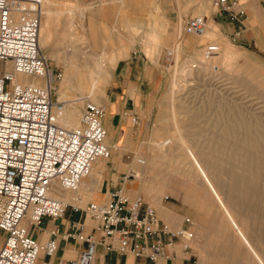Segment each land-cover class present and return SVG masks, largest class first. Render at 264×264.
<instances>
[{
	"label": "built area",
	"instance_id": "obj_1",
	"mask_svg": "<svg viewBox=\"0 0 264 264\" xmlns=\"http://www.w3.org/2000/svg\"><path fill=\"white\" fill-rule=\"evenodd\" d=\"M212 3L216 12L225 13L232 22L244 16L237 0ZM40 5L39 0H0V231L4 234L0 264H37L41 251L52 255L56 238L41 244L21 222L26 218L38 226L43 217H61L68 206L82 212L84 218L90 215L94 222L90 233L84 232V220L77 224L73 237L85 242L86 247L72 264H94L99 244L151 260L165 251L175 255L178 245L189 250L188 242L194 238L192 220L186 217L184 226L170 228L142 196L130 197L123 183L104 204H63L49 195L56 186L77 193L93 161L110 153L105 144L103 106L86 100L78 126L67 128L59 122L64 102L53 98L59 75L39 46ZM207 29L203 15L184 22L186 34L197 36ZM219 50L211 41L202 52L208 59ZM171 56V50H166L167 61ZM18 75L31 81H19ZM191 261L197 264L194 256Z\"/></svg>",
	"mask_w": 264,
	"mask_h": 264
},
{
	"label": "rangeland",
	"instance_id": "obj_2",
	"mask_svg": "<svg viewBox=\"0 0 264 264\" xmlns=\"http://www.w3.org/2000/svg\"><path fill=\"white\" fill-rule=\"evenodd\" d=\"M39 1L41 3V9L47 8L51 11H55L59 8L64 10H67V8L75 9L73 5H79V9L76 10L73 15H69L68 13L63 15L60 26L53 33L52 46L56 50L64 52V54H66L69 48L74 49L75 46L81 54L93 53L97 57L102 58L104 64L109 66L112 79L118 71L114 68L115 58L112 50L115 44H118V41H120V39L114 36V33L117 34L121 32L123 34V31L118 28L119 25L116 23L115 19V9H117L118 6L117 3L114 6L111 5L107 7L103 16L95 14L92 18L88 15L84 18L87 8L90 7L92 9V7L82 6L80 0ZM89 1H95L96 3L103 2V0ZM151 1L152 0H146L148 10L153 8L154 4ZM28 4L32 5L31 3ZM124 10L125 15H127L126 11L128 7L125 6ZM92 21L95 25L101 24V27L99 25L100 29L94 33L91 28ZM68 22L74 34H82L83 38L77 37L76 45L70 43L71 35L69 33L71 32L68 31ZM84 25L88 26L87 31ZM180 26L182 33L180 40H182L184 21L181 22ZM102 27L105 31H103ZM197 37L202 43H198L193 52L185 51L181 45L178 48L166 45L165 53L166 50L172 49L174 54H172L170 61H167L165 58L164 61L160 62L163 81L155 96L153 111L150 115V121L146 126L145 132H137L136 138L132 141L131 149L122 146L121 150H113V157H111L110 160H103L107 164L112 163V160L120 164L118 166L119 168L117 167L119 171L116 168V170H114L115 174L119 176V181L116 180L115 183L119 182L117 183L118 186L122 185L123 178L127 175L124 180H126V178L129 180L128 185L129 183L134 184L132 190L136 197L141 195L145 201L147 200L145 193L140 190L141 181L143 183L147 182L152 184L159 191L163 190L165 195L161 199L159 205L163 206V201L171 203L176 208L180 209L183 214L181 216L175 214V217H177L179 223L182 222L184 218L189 217L192 222H194L192 225L194 231L195 227L203 222L208 225H215L216 233H218V230H220V219H222L224 211L228 209L234 211V215L239 219L242 216H248L250 220V223L246 221L248 224H251L256 214H259L261 223H258V225L263 235L264 148H261L262 146L264 147V131L261 134L260 140L257 142L259 147L253 145L251 146L253 148L250 149V152L246 153V157L248 158L246 162L245 151L242 149L241 144L237 142V133L235 134L234 131H232L233 127L229 124L226 125V123H228L227 121L230 116L231 120H233L232 117L235 112H243L242 115L244 117L246 116V121L251 122L255 127L262 126V128H264V55L257 53L252 47L242 46L229 39L204 40L198 35ZM98 38L102 41L100 45L98 43V41L100 42ZM122 40L123 42L125 41L124 38H122ZM106 41L107 43H105V46L109 50V53H107L108 58L104 57L103 52H101L104 48V42ZM211 41L220 44L223 50L217 63L203 62V46ZM227 49L229 51V59L224 61ZM42 51L48 59V63L54 70V73L59 75L54 81L55 90L53 98L56 99L57 94H59L63 88L62 82L64 79L63 76H65L63 74L65 69L53 58H48V50L42 49ZM66 56L67 55H65V57ZM127 56L125 58H127ZM190 59H196V61L193 62L192 60L190 61ZM194 65H197V67H193ZM214 65H216V68ZM200 66H203L204 69L200 70ZM183 72L184 74L182 77L178 76ZM29 81H31V79H29ZM35 82H40V80L35 79ZM109 83L102 88L101 93L95 92L96 95L99 97L104 96L103 94ZM96 86L100 87V80L95 83V87ZM88 94L89 93H86L85 96ZM74 97L81 98V95L76 93ZM102 99L103 98H101V100ZM86 100L92 101L87 98L84 99L83 102L80 101L81 103L76 102L78 111L75 113L76 122L73 123V127L77 125L78 117L80 112L82 113L81 110ZM223 115L226 116V118L223 117ZM194 116L195 118L192 119ZM218 116L220 121L217 120ZM225 119L227 120L225 121ZM218 121L220 123L222 121L224 125L218 123ZM177 122H182L184 126H177ZM136 126L135 124V127ZM68 128H72V126H68ZM223 130H225L228 139L225 138V134L223 135ZM228 130H230V132H228ZM176 136H180V140H178ZM229 138L232 140H229ZM228 140L229 143L227 142ZM157 143H159L162 148L158 151L159 158L155 165L154 172L150 169L145 178L131 175L129 168L134 159H136V157L144 159L149 149L154 147ZM166 153L169 154L168 157H166ZM116 177H114V180ZM213 177L217 180H224L229 184H236V181H238V185L236 184L237 189L234 193L235 198L248 200L253 204L242 211L240 207H230L227 202L228 197L226 194L224 195V193L220 191H213L208 187V180ZM241 184L243 187L240 186ZM128 187L129 186H127V188ZM59 190L61 192L57 194L59 197L68 195V191L64 189ZM257 200H260V203L255 205L254 202ZM146 202L149 201L147 200ZM3 239L4 234L0 233V243H2ZM223 241V237L216 235V241L214 246L209 248V254H216V256L221 258L220 262H227L226 264H249L247 263L251 260L249 255H246L247 258H244L245 260L241 258V261L232 260L231 258H229V260L222 250L221 244ZM189 243L193 248L194 258H196L198 264H213L211 262L203 263L200 251L197 246L193 245V240Z\"/></svg>",
	"mask_w": 264,
	"mask_h": 264
},
{
	"label": "crops",
	"instance_id": "obj_3",
	"mask_svg": "<svg viewBox=\"0 0 264 264\" xmlns=\"http://www.w3.org/2000/svg\"><path fill=\"white\" fill-rule=\"evenodd\" d=\"M237 1L244 9V16L241 20L232 22L225 13H218L214 10L212 0H152L154 5L149 10L146 0H103L100 3L80 0L82 6L92 7V9L87 8L84 18L87 15L92 18L95 14L103 16L107 7L114 6L116 3L118 5L115 9V19L123 34L114 33L120 41L112 50L115 58L114 68L118 71L111 79L109 88L105 89V95L101 100V105L105 107L103 124L109 131L107 143L112 148V153L113 150H121L122 146L131 149L137 132H145L153 111L155 96L163 81L160 62L165 59L166 45L174 48L181 45L185 51L193 52L197 44L202 43L197 36L185 32L180 40L182 34L180 24L187 18L194 15H203L207 18L208 24L210 23L207 34L198 35L204 40L229 39L242 46L252 47L257 53L264 55V0ZM73 6H75V11L79 9V5ZM125 6L128 7L127 15H125ZM68 10L69 8L65 13H68ZM67 25L68 31L71 32L70 23L68 22ZM99 25L101 27V24L95 25L92 21L93 33L100 29ZM84 26L87 31L88 26ZM122 38L125 39L124 42ZM98 43L100 45L102 41ZM105 43L107 41L104 45ZM112 161L110 164H104L103 159L98 160L94 169L100 173L84 182L77 193L68 191V195L64 196L66 203L85 205L88 202H102L103 204L107 202L110 193L119 183H115L116 180L119 181V176L114 170L119 171L120 164L115 163V160ZM134 164L135 160L131 167ZM114 177H116L115 180ZM128 182L127 178L123 182L126 193L129 196L134 195L131 197H136L132 190L134 184L129 183L128 185ZM142 186L141 181L140 190L145 193L147 200L155 207L157 213L159 212L162 223L172 229L185 225L183 220L179 223L175 217V214L178 216L183 214L180 209L163 201V206L157 205L156 207ZM83 220L84 232H92L94 226L92 217L84 218L82 212H74L70 206L65 209L61 217L55 219L43 217L38 226H32L25 218L23 225L29 228L31 235L39 243L44 244L50 238H56L55 252L47 255L41 251L37 264H72L86 247L85 242L73 237L77 224ZM0 233L2 234L1 231ZM163 239L166 240V237L163 236ZM188 246L190 248L186 251L178 245L175 255L165 251L156 259L151 260L136 256L132 252L119 253L99 244L96 247L94 264H192L193 248L190 243Z\"/></svg>",
	"mask_w": 264,
	"mask_h": 264
},
{
	"label": "bare ground",
	"instance_id": "obj_4",
	"mask_svg": "<svg viewBox=\"0 0 264 264\" xmlns=\"http://www.w3.org/2000/svg\"><path fill=\"white\" fill-rule=\"evenodd\" d=\"M65 12H66V10L61 9V8L56 9L55 11H51L47 8L41 9V22H40L38 41H39V46L41 49L48 50L47 56L53 58L56 62L60 63L65 69V72L63 73L65 76H63L64 79L62 82L63 88H62V91L59 94H57L56 100L64 102V109H63V112L61 113V115L59 117V122L61 125L68 128V126L73 127V123L76 122L75 113L78 111L76 102L81 103L80 101L83 102L84 99L88 98V99H91L94 103L96 102L95 104L101 105L100 100L104 96L99 97L98 95H96V93L97 92L101 93L102 88L107 83L110 82L111 73L109 71V66L104 64L102 58L97 57L93 53H90V54L82 53L81 54V52L78 51V49H76V46H75L74 49L69 48L67 50L66 54H64V52H61L60 50H56L52 46L53 33L60 26L61 20H63L62 18H63V15L65 14ZM74 12H75V9L69 8V10H68L69 15H73ZM208 27L210 28V23L208 24ZM208 29L200 35H206ZM72 31H73V29L71 30V33H69L71 35L70 43L73 45H76L77 37H80V38H83V37H82V34H80V33L74 34ZM59 43L61 44L60 41H59ZM105 45H104L102 52H103V56L108 58L107 53H109V50L106 48ZM218 45H219L220 50H219V53L216 55L217 58H216V56H213L211 58L206 59V58H204V55H202V58L204 60L203 62L217 63V61L221 57V54L223 51L220 44H218ZM171 52H172V54H174V51L172 49H171ZM65 55H67V56L65 57ZM228 59H229V51L226 50L224 61H227ZM64 60H66V61H64ZM191 60L192 59H190V61ZM192 61L194 62V61H196V59H193ZM193 67H197V65H194ZM214 67L216 68V65H214ZM200 68H201L200 70L204 69L203 66H200ZM187 69L189 70L188 67H187ZM48 74L51 75V71H49ZM183 74H184V72L180 73L178 76L182 77ZM17 79L19 81H22V82H27V81L29 82L30 78H28L25 75H18ZM98 80H100V87H97V86L95 87V83ZM33 81L35 82V79ZM76 93H79L81 95V98L80 97H78V98L74 97V95H76ZM86 93H89V94L87 96H85ZM103 95H105V93ZM235 110H236V108H235ZM104 111H105V107H104ZM233 112H232V114H233ZM242 113L235 112L233 114V117H232L233 120H231V118H230L231 116L230 117L228 116L230 119L228 118V121H227L228 123H226V125L229 124L230 126H232L233 127L232 131H234L235 134L237 133V135H238L237 142H238V144H241L242 149H244V151H245L244 153H245V157H246L247 156L246 153L250 152V149L253 148L251 146L257 145V142L260 140L261 134L263 133L264 128H262V126L261 127H259V126L255 127L251 122L246 121L245 120L246 116L244 117L242 115ZM224 115H223V117L226 118V116H224ZM80 116H81V112H80L79 117ZM195 116L192 117V119L195 118ZM79 117H78V121H77L76 126L79 125V120H80ZM253 118H255V117H253ZM217 120H219V116H218ZM226 120L227 119H225V121ZM193 121H191V122H193ZM219 121H218V123H220ZM221 123L223 124L222 121H221ZM176 125L180 126L183 124H182V122L181 123L177 122ZM217 126H219V125H217ZM220 127H221V125H220ZM229 127H227V128H229ZM219 130H220V128H219ZM223 131H224V133H223V135H224L225 130H223ZM216 132H217V130H216ZM228 132H230V130H228ZM214 135H216V134H214ZM108 136H109V131H107L105 144L108 147L110 156L107 158L98 157L93 161L88 173L81 179L78 191L80 190V188L84 184V182H86L88 179H91L92 177H94L100 173V172L97 173L94 169V166L98 160H101V159L110 160V158L113 157L111 147L107 143ZM217 136H219V135H217ZM176 137L178 140H180V136L179 137L176 136ZM225 138H227L226 134H225ZM222 139H223V136H222ZM208 140H210V139H208ZM221 140H220V142H221ZM229 140H232V139L229 138ZM229 140L227 141L228 143H229ZM223 142H224V140H223ZM233 142H234V140H233ZM221 144H222V142H221ZM234 145H236V144H234ZM178 146H179V144H178ZM257 147H259V145H257ZM161 148H162L161 145L159 143H157L156 145H154V147L149 149V151L145 155L144 159H141L140 157H136V159H134L135 160L134 166H132L130 168V174H132L136 177H139V178H145V176H147L150 169L154 172L155 165L157 164V160L159 158L158 151ZM235 148H234V151H235ZM263 148L264 147L262 146L261 149H263ZM257 149H259V148H257ZM253 150H255V149H253ZM165 155H166V157L169 156L168 153H166ZM247 160H248V158L246 157L245 161L247 162ZM105 163L106 162H104V164ZM233 177H234V175H233ZM237 182L238 181H236V184L238 185ZM236 184L235 183L229 184L224 180H217L214 177L208 180V187L211 190L220 191V192L224 193V195L226 194L228 197V200H227L228 205L230 207H238V208L240 207V210L242 211V210H245L246 208L250 207V205H252L253 203L248 201V200H240V199L235 198L234 193L237 189ZM240 186H242V184ZM142 188L146 192L148 198L157 207V205H159V203H161V199L165 195V192L163 190L162 191L157 190V188H155L152 184L147 183V182L143 183ZM59 189H62V188L59 186H56L53 190L49 191V195L51 197L59 199L64 204V203H66L64 197H59V195H57L60 192ZM244 189H245V187H244ZM64 190L70 191L67 189H64ZM240 193H241V191H240ZM139 196H141V195H139ZM257 196H258V194H257ZM237 198H238V196H237ZM95 203H98V202H95ZM259 203H260V200H257L254 202L255 205H258ZM99 204H103V203H99ZM149 204L152 207H154L151 203H149ZM78 205L84 206L81 204H78ZM88 216H90V215H88ZM260 219H261L260 215L256 214V216L253 219V222L251 224H248V222L250 223L248 216H242L239 219L237 216L234 215V211L227 209L226 211H224V214L222 215V219H220V223H219L220 230H218V233H216L217 231L215 230V225H213V224L208 225V224H205L202 222V224H198L195 227V231H194L193 226H192V229L194 231V237H195V232H196V237L192 239L193 245L197 246V248L199 249L200 254H201V258H202V262L203 263L211 262L213 264H226L227 263V262L226 263L220 262L221 258L219 256H216V254L215 255L209 254V248L214 246V243L216 241V235H219V237H223V239H224V241L221 245H222V250L224 251V253L226 254V257L228 259L231 258L232 260L237 261V260H240V258L241 259L247 258L246 255H249L251 257V260L247 263H249V264H264V234L262 235V231L260 229V226L258 225V223H261ZM23 220H22V222H23ZM246 221H248V222H246ZM193 224H194V222H193ZM22 225H23V223H22ZM217 240H218V238H217ZM220 242H222V241H220ZM218 251H220V250H218ZM230 254H231V256H230ZM238 263H240V262H238Z\"/></svg>",
	"mask_w": 264,
	"mask_h": 264
}]
</instances>
